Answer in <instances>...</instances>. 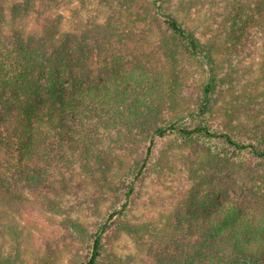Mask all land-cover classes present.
I'll use <instances>...</instances> for the list:
<instances>
[{
    "label": "trees",
    "instance_id": "trees-1",
    "mask_svg": "<svg viewBox=\"0 0 264 264\" xmlns=\"http://www.w3.org/2000/svg\"><path fill=\"white\" fill-rule=\"evenodd\" d=\"M160 1L0 0V264H264V0Z\"/></svg>",
    "mask_w": 264,
    "mask_h": 264
},
{
    "label": "rangeland",
    "instance_id": "rangeland-1",
    "mask_svg": "<svg viewBox=\"0 0 264 264\" xmlns=\"http://www.w3.org/2000/svg\"><path fill=\"white\" fill-rule=\"evenodd\" d=\"M10 1H14V0H10ZM74 1L75 0H69V6L66 4L63 7V11H64V14L66 15V19H67V27H69V25L72 26L73 18L75 17L74 11L76 9V4H74L75 3ZM162 1L163 0H161L160 2H162ZM147 51L149 52V50H147ZM198 54H200V53L198 52ZM199 57H200V55H199ZM207 67L209 70L210 67L208 65H207ZM205 109L206 108H204L202 111H205ZM200 112H201L200 110H197L191 114H188L186 116V119H190L192 114H198ZM177 121L178 120H176V122ZM173 185H174V183H170L169 181H166V180L157 182L152 177L148 178L147 182H146V186L144 187V190L142 191L143 194L141 195V197H139L136 200V202H138L137 206L140 208H136L134 210L135 214L137 216L148 215L149 209H150V212H153V209L151 208V206L147 205L145 201L147 199H151V198H158L159 195H161V194L163 195L162 201L166 202L165 205H168L170 203V201L173 200V196H172L173 195L172 194ZM91 192H92V190L88 191V186L86 185L85 189L81 193H78V194L76 193L73 196L70 195V197L68 198V202L66 204V207L74 215L81 216L83 219H89L88 221H95L96 219L91 218L92 210L90 208H92V204H93L91 199L96 197L97 195L89 198L88 196L91 194ZM244 193L246 194V191ZM170 194H172V195H170ZM106 200L101 198L99 200V205H96L93 208H95V209L102 208L103 205H106L108 203ZM147 209H148V211H147ZM39 216H40L39 218L41 220V221H39V223L42 222L41 225L43 224L42 226H44V228H46L45 233L48 235L53 233L55 221H59V218H57L58 220H55L49 212H44L42 214H39ZM50 237L54 239L57 236L51 235ZM54 243H55V241H54ZM117 245H118L117 249L122 253H132L133 251H136V245L130 239V237L127 235H124L117 242Z\"/></svg>",
    "mask_w": 264,
    "mask_h": 264
},
{
    "label": "water",
    "instance_id": "water-1",
    "mask_svg": "<svg viewBox=\"0 0 264 264\" xmlns=\"http://www.w3.org/2000/svg\"><path fill=\"white\" fill-rule=\"evenodd\" d=\"M200 53V52H199ZM200 55V57H201V59L203 60V61H205L206 62V59H205V57L200 53L199 54ZM209 72L211 73V70L209 69Z\"/></svg>",
    "mask_w": 264,
    "mask_h": 264
}]
</instances>
